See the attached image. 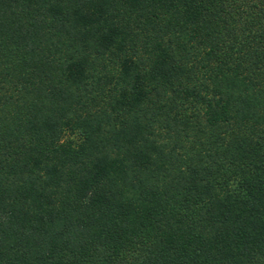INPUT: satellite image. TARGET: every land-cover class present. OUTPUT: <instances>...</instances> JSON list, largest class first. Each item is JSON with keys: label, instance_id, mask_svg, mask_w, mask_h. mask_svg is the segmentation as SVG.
<instances>
[{"label": "trees", "instance_id": "obj_1", "mask_svg": "<svg viewBox=\"0 0 264 264\" xmlns=\"http://www.w3.org/2000/svg\"><path fill=\"white\" fill-rule=\"evenodd\" d=\"M0 264H264V0H0Z\"/></svg>", "mask_w": 264, "mask_h": 264}]
</instances>
